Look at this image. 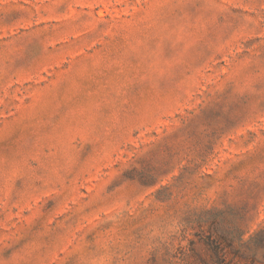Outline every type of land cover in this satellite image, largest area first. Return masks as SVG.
<instances>
[{
  "label": "rangeland",
  "instance_id": "374dc122",
  "mask_svg": "<svg viewBox=\"0 0 264 264\" xmlns=\"http://www.w3.org/2000/svg\"><path fill=\"white\" fill-rule=\"evenodd\" d=\"M0 264H264V0H0Z\"/></svg>",
  "mask_w": 264,
  "mask_h": 264
}]
</instances>
